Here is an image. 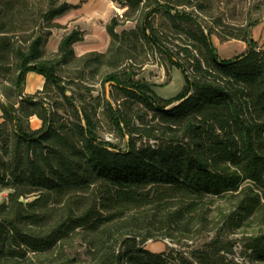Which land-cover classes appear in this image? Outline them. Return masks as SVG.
<instances>
[{"label":"trees","instance_id":"trees-1","mask_svg":"<svg viewBox=\"0 0 264 264\" xmlns=\"http://www.w3.org/2000/svg\"><path fill=\"white\" fill-rule=\"evenodd\" d=\"M72 1L0 0V76L15 63L10 85L0 87V264H235L221 253L230 249L220 233L190 251L154 252L146 243L169 238L181 247L213 230L215 199L264 189V48L252 34L264 18H249L229 36L201 16H213L215 0H117L125 10L106 23V51L77 55L84 30L76 27L48 54L53 29L62 27L56 19L82 3ZM128 20L135 26L117 31ZM213 34L221 43L242 40L245 50L221 59ZM146 46L184 74L170 107L157 101L155 83L138 77L147 59L135 51ZM190 47L198 51L191 62L180 56ZM102 68L96 106L123 149L96 140L98 121L82 106L78 122H61L43 97L24 94L29 71L45 83L53 78L65 94L60 81L87 87ZM249 207L242 201L227 223L241 226ZM77 239L87 260L66 252Z\"/></svg>","mask_w":264,"mask_h":264},{"label":"rangeland","instance_id":"rangeland-1","mask_svg":"<svg viewBox=\"0 0 264 264\" xmlns=\"http://www.w3.org/2000/svg\"><path fill=\"white\" fill-rule=\"evenodd\" d=\"M78 1L79 0H73L72 2L75 3ZM215 3L218 4V7L214 10L212 17H206L202 14L201 16L204 18L206 24L213 25L215 31H217L216 33L219 32L229 36L236 35L241 33L242 27L249 18H264V0H215ZM82 4V16L80 18L68 20L67 22L62 18L63 23L66 22L65 26L61 25V28L53 29L55 30L54 33H65L77 26V23H80L84 29L91 31V48L106 51L109 45L108 42H106V36L104 37L105 32L103 29L105 24L113 15L121 16L125 9L120 7L117 0H82ZM190 9V7L185 8V10ZM162 20L163 17L160 13H157L153 21L155 27H159ZM135 23L136 22L133 20H128L124 25L119 26L117 30L121 31L122 29L133 28ZM180 37L181 39L186 38L184 33H182ZM212 39L214 44L219 47L221 42L218 36L213 34ZM173 40L175 43L183 45L180 40ZM230 40L236 39L231 38ZM164 44L172 47L174 52L178 49L173 47L171 42H164ZM225 51L226 50L221 47L218 53L223 55ZM135 52L138 57L144 56L145 52V57L147 59L142 68L136 69L138 77H144L150 82L157 83L159 86H162V83L170 80L171 71L175 65H171L166 57L159 52L156 46H146L144 51L139 47ZM193 55H198V51L193 47H190L186 53L183 51L180 52V56L184 58L185 61L191 62L190 59H192ZM128 63L131 62L129 61ZM14 67V62L12 66H5L4 70L6 72L4 75L0 76V87L3 84L10 85L8 78L15 75ZM69 71L70 70H66L65 75H73L72 72ZM106 71L107 69L102 68L95 77V83L93 84L89 80V82L86 83L87 87L81 86L78 82L77 85H70L67 80L60 81V85L66 89L65 94L61 92L53 78L43 85L41 83L45 82V76L36 71H29L25 78L24 94L25 96L43 97L52 111L56 113L57 120L61 122H78L81 116V114H79V106H82L83 109H86L90 117L92 114L98 121V128L93 131L96 140L106 141L111 147L123 149L125 148V140L121 138L111 126L107 115L103 113L102 104L96 106L97 102L95 101V97L98 94L102 95L103 90L101 84L98 82V78L104 75ZM177 77L178 76L174 75L175 86H173V83L170 86L174 87L177 92L178 90L180 92L181 87L179 86V79ZM42 85L43 87L40 89ZM154 86H152V89ZM157 101L160 104H165L167 102L159 100L158 97ZM30 123L34 128L35 124L33 125L32 121ZM5 198L6 192L0 193V203L4 201ZM244 200L250 203V207L246 211L241 226H230L227 223V215H229L233 209L237 208ZM211 208L208 227L213 228V230L207 231L203 235L195 234L187 244H183L181 247L178 244L172 243L169 238L149 240L146 243V247L154 252L168 251L170 247L190 251L198 248L202 244L204 245V243L208 242L216 233H220L219 239L222 241L221 244L230 249L228 251L222 250L221 253L228 259H232L235 264H264V189L258 188L255 185H250L249 188L241 194L215 199ZM66 252L83 260L89 258L87 246L83 244L80 239L75 240L72 247H67Z\"/></svg>","mask_w":264,"mask_h":264},{"label":"crops","instance_id":"crops-1","mask_svg":"<svg viewBox=\"0 0 264 264\" xmlns=\"http://www.w3.org/2000/svg\"><path fill=\"white\" fill-rule=\"evenodd\" d=\"M79 1L75 2V3H79ZM82 5L83 4L81 3L77 8L71 9L68 12H66L65 14H63L62 16H60L57 19V22L59 24L65 26V24H66V22L68 20L75 19V18H80L82 16V14H83V11H82L83 6ZM62 18L66 20V22L64 21L65 23H63ZM77 24L78 25L73 27V28H76V27L82 28L84 30V39H83V41H80V42H77L76 44H74L75 53L77 55H81V54H84L86 52L93 51V50L103 52L104 50H97V49L91 48V31L88 30V29H84V27H82L80 23H77ZM105 26H106V24H105ZM73 28H71L70 30H72ZM70 30H68V31H70ZM103 30L105 32L104 37L106 36L105 37V38H107L106 42H108V45H109L110 36L107 33V31H106V27H104ZM54 31L55 30L52 31V35L49 37L48 42L46 44V51H47L48 54L57 51L59 43H60V40L64 36V34L66 33L65 32V33L55 34ZM252 34H253L254 39L256 41H258L259 45L264 48V21L253 28ZM54 35H55V37H54ZM215 47L217 49V53H218V50L221 47H223L226 50L223 53V55H220L218 53L219 58H221V59H231V58L237 56L238 54H240L241 52H243L245 50L246 44H245L244 41H239V40L236 39V40H228L226 42H222L219 47L216 46V45H215ZM174 75L178 76L177 78L179 79V86L183 89V87L185 85L184 74H183L182 70L179 67H176V66L173 67V70L171 71L170 80L168 81V83L166 85L159 86L156 83L157 85H155L153 87V89H154L157 97L159 98V100L167 101L165 104H161L162 106L170 107V106L176 104V97L182 91L181 88H180V92L178 90V92H179L178 93L174 89V87L170 86L172 83H173V86H175L174 85ZM44 83L45 82H42L41 84L44 85ZM43 85L40 86V89L43 87ZM172 89H173V91H172ZM0 115H1V112H0ZM31 121H32L33 125L35 124L34 128H38L41 125V121L37 117H32Z\"/></svg>","mask_w":264,"mask_h":264},{"label":"water","instance_id":"water-1","mask_svg":"<svg viewBox=\"0 0 264 264\" xmlns=\"http://www.w3.org/2000/svg\"><path fill=\"white\" fill-rule=\"evenodd\" d=\"M108 89H109V87H108V85H107V94H108Z\"/></svg>","mask_w":264,"mask_h":264}]
</instances>
